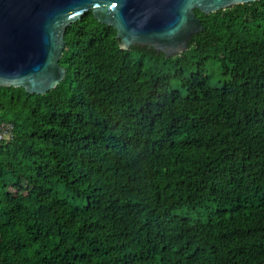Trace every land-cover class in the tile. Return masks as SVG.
Here are the masks:
<instances>
[{"label":"trees","instance_id":"trees-1","mask_svg":"<svg viewBox=\"0 0 264 264\" xmlns=\"http://www.w3.org/2000/svg\"><path fill=\"white\" fill-rule=\"evenodd\" d=\"M196 12L168 58L87 11L56 88L0 86V264H264V0Z\"/></svg>","mask_w":264,"mask_h":264},{"label":"water","instance_id":"water-1","mask_svg":"<svg viewBox=\"0 0 264 264\" xmlns=\"http://www.w3.org/2000/svg\"><path fill=\"white\" fill-rule=\"evenodd\" d=\"M258 0H0V86L45 94L66 77L60 64L67 28L92 11L113 26L122 49L149 46L168 58L184 53L211 14Z\"/></svg>","mask_w":264,"mask_h":264},{"label":"rangeland","instance_id":"rangeland-1","mask_svg":"<svg viewBox=\"0 0 264 264\" xmlns=\"http://www.w3.org/2000/svg\"><path fill=\"white\" fill-rule=\"evenodd\" d=\"M207 73L210 75V83L213 86L219 85V81L221 80L219 70L216 64H210L207 68ZM172 87L173 89H179L178 86V80L175 78H172ZM182 93L184 95L187 94V91L185 88H182ZM178 214L182 216H187L190 219H202L205 220V211L204 210H199V211H191L187 208L181 209L177 211Z\"/></svg>","mask_w":264,"mask_h":264},{"label":"built area","instance_id":"built-area-1","mask_svg":"<svg viewBox=\"0 0 264 264\" xmlns=\"http://www.w3.org/2000/svg\"><path fill=\"white\" fill-rule=\"evenodd\" d=\"M15 126L12 122L0 120V145L3 141H8L14 138Z\"/></svg>","mask_w":264,"mask_h":264}]
</instances>
